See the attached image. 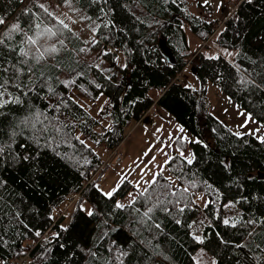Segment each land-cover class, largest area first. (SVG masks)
Wrapping results in <instances>:
<instances>
[{"label": "trees", "instance_id": "obj_1", "mask_svg": "<svg viewBox=\"0 0 264 264\" xmlns=\"http://www.w3.org/2000/svg\"><path fill=\"white\" fill-rule=\"evenodd\" d=\"M52 3L93 18L92 40L65 28ZM198 3L194 13L185 0H0L2 264H198L200 246L213 264H264V142L222 122L207 97L215 83L264 125V0H242L224 20ZM187 64L198 89L182 79ZM155 105L194 139L171 140L162 169L106 196L97 182L109 154Z\"/></svg>", "mask_w": 264, "mask_h": 264}, {"label": "rangeland", "instance_id": "obj_2", "mask_svg": "<svg viewBox=\"0 0 264 264\" xmlns=\"http://www.w3.org/2000/svg\"><path fill=\"white\" fill-rule=\"evenodd\" d=\"M242 0H185L189 10L198 13L200 11L199 3L211 8L212 12L221 20H224ZM54 13L65 22L75 33L79 34L84 40L91 41L93 38L92 27L96 26V22L84 11L70 14L67 11L61 10L57 4H50ZM61 10V11H60ZM62 12V14H60ZM190 44L193 48L198 46V37L191 31H188ZM101 52L98 51L94 55L96 59ZM90 59H93L90 55ZM101 62L105 64L102 58ZM119 65H125L124 55L118 50L116 57ZM182 79L193 89L200 87V81L190 64L182 71ZM207 97L209 100V108L212 113L220 118L222 122L229 125L235 132H252L258 134L260 137L264 136V125L257 119L252 117L241 105L233 100L227 93H225L218 85L209 82L207 86ZM249 115L251 119H249ZM192 140L194 136L178 123L174 116L159 105L153 107L152 113L143 122H137L128 132L126 138L117 147L116 152L120 154L122 160L120 162L114 159L107 162L106 167L102 171L97 185L106 193L112 192L118 184L127 178L137 175L136 180L145 174L147 177L151 175L152 171L162 169L164 163L169 158L171 150V140L173 139ZM97 152L103 153L100 148H96ZM113 157V156H112ZM189 159L192 155L189 154ZM106 159V158H105ZM153 174L150 176L152 177ZM142 181V179H141ZM134 189L130 192V198L133 197ZM209 196V195H208ZM210 197V196H209ZM208 199L203 193L197 194V200L200 205H203L204 200ZM212 201L214 198L210 197ZM216 205H218V198L215 197ZM228 204L225 205V207ZM235 208L234 205L230 204ZM229 214H226V218ZM209 222L206 215L201 214L197 223L194 226L196 237L199 241L204 239L203 228ZM194 258L198 264H213L212 255L200 246L194 254ZM1 264V261H0Z\"/></svg>", "mask_w": 264, "mask_h": 264}, {"label": "snow or ice", "instance_id": "obj_3", "mask_svg": "<svg viewBox=\"0 0 264 264\" xmlns=\"http://www.w3.org/2000/svg\"><path fill=\"white\" fill-rule=\"evenodd\" d=\"M40 7L43 8L44 6H43V5H40ZM2 23H4V20H3L2 18H0V24H2ZM60 23L63 24V21H60ZM63 26H64L65 28L68 27V25H66V24H63ZM18 27H19L18 25H12V28H13V29H17ZM29 39H30V42H31V43H35L34 40H31V38H29ZM0 42H2V41H0ZM5 83H7V81H5ZM3 88H4V85H3V84H0V89H3ZM3 94H4L3 91H0V97H3ZM8 102H9V101H2V102H0V107H2L4 103H8ZM15 102H19L18 99H17ZM249 119H251V116H250V115H249ZM259 139L261 140V142H264V137H260ZM0 151H2V149H0ZM25 159H27V157H25ZM188 163H189V164L192 163V160L189 159V160H188ZM153 182H155V181H153ZM116 190H117V189H113L112 192L105 193V195L108 196V197H111V196L113 195V193H114ZM116 207L121 208V207H124V205H122V204H120L119 202H117ZM181 211H183V209H181ZM89 215H92V213L89 212ZM224 223L227 224L228 221L225 220ZM157 227H158V226H157ZM36 235L39 236L40 233H39V232H36ZM57 235H58V234H57ZM197 239H199V237H197ZM122 255H123V253H122Z\"/></svg>", "mask_w": 264, "mask_h": 264}, {"label": "bare ground", "instance_id": "obj_4", "mask_svg": "<svg viewBox=\"0 0 264 264\" xmlns=\"http://www.w3.org/2000/svg\"><path fill=\"white\" fill-rule=\"evenodd\" d=\"M137 9V8H136ZM135 10V9H134ZM33 22V21H32ZM53 22V21H52ZM31 23V22H30ZM11 24V23H10ZM42 24V23H41ZM53 24V23H52ZM29 26V25H28ZM32 26V25H31ZM39 26V25H38ZM45 28V27H44ZM33 29V28H32ZM32 29H30V30H32ZM36 29V28H35ZM37 30H39V29H37ZM40 31V30H39ZM40 34H41V32H40ZM36 35H34V37H35ZM31 37H33V36H31ZM81 42V41H80ZM45 50H47V49H45ZM80 53H81V51H80ZM51 60V59H50ZM19 67V66H18ZM21 67V66H20ZM17 68V67H16ZM20 69V68H19ZM18 75H19V73H18ZM233 75V74H232ZM231 77V76H230ZM237 77V76H236ZM176 78V77H175ZM255 78V77H254ZM19 79V78H18ZM230 79V78H229ZM239 79V78H238ZM175 80V79H174ZM264 80V79H263ZM258 81V80H257ZM13 82V81H12ZM20 82V81H19ZM241 82V81H240ZM261 82V81H260ZM12 85V84H11ZM22 85H23V83H22ZM9 86V85H8ZM14 86V85H13ZM17 86V85H16ZM251 86V85H250ZM25 86H23L22 88H24ZM249 87V86H248ZM16 88V87H15ZM14 88V89H15ZM249 89V88H248ZM251 90V89H250ZM250 90H249V92H250ZM21 91V90H20ZM248 91V90H247ZM245 94H247V93H245ZM243 95V94H242ZM249 95V94H248ZM248 98V97H247ZM243 99H244V97H243ZM254 114V113H253ZM8 121H9V119H7ZM16 121V120H15ZM14 122V121H13ZM216 123V122H215ZM7 124V123H6ZM13 124V123H12ZM216 125V124H215ZM7 126H8V124H7ZM10 126V125H9ZM5 129V128H4ZM227 129V128H226ZM224 131V130H223ZM226 132V131H225ZM215 135V134H214ZM234 135V134H233ZM174 159V158H173ZM229 159V158H228ZM184 161V160H183ZM171 162V161H170ZM183 164V163H182ZM170 166H171V164H170ZM183 171V170H182ZM175 172V171H174ZM176 173V172H175ZM181 173V172H180ZM184 175V174H183ZM186 175V174H185ZM184 175V176H185ZM183 176V177H184ZM187 176V175H186ZM196 176V175H195ZM181 177V176H180ZM188 177V176H187ZM193 177V176H192ZM193 178H195V177H193ZM193 178H190V179H193ZM184 179H185V177H184ZM187 179V178H186ZM188 179H189V177H188ZM201 179V178H200ZM199 181V180H198ZM201 181V180H200ZM199 181V182H200ZM203 183V182H202ZM181 184V183H180ZM201 185V184H200ZM198 187V186H197ZM203 187V186H202ZM207 188V187H206ZM208 188H210V186L208 185ZM185 191V190H184ZM194 193V192H193ZM195 194H196V192H195ZM211 195H212V193H210ZM189 196V195H188ZM214 197V196H213ZM184 198H186V197H184ZM188 198V197H187ZM190 199H191V197H190ZM197 199V198H196ZM188 200V199H187ZM188 203V202H187ZM190 203V202H189ZM188 203V204H189ZM201 203V202H200ZM242 204H243V202H241ZM246 203V202H245ZM195 205V204H194ZM223 208V207H222ZM206 209V208H205ZM208 210V209H207ZM213 215V214H212ZM252 216V215H251ZM209 217H211V216H209ZM249 218V217H248ZM219 219V218H218ZM255 219V218H254ZM113 221V220H112ZM219 222V221H218ZM243 222H240V224L239 225H241ZM110 224V223H109ZM246 224V223H245ZM168 225H169V223H168ZM249 226V225H248ZM105 228H107V227H105ZM146 228V227H145ZM167 228V227H166ZM247 228V227H246ZM242 229V228H241ZM248 229V228H247ZM168 231V230H167ZM170 231V230H169ZM243 231H245V230H243ZM160 232V231H159ZM171 232V231H170ZM238 232V231H237ZM172 233V232H171ZM102 234V233H101ZM159 234V233H158ZM244 234V233H243ZM106 235V234H105ZM175 235V234H174ZM240 235V234H239ZM170 236V235H169ZM251 237V236H250ZM167 238V237H166ZM247 238V237H246ZM246 238L244 239V240H246ZM160 239V238H159ZM159 239H157V240H159ZM249 239V238H248ZM249 241V240H248ZM150 242H151V240H150ZM150 242H149V246H150ZM162 242V241H161ZM250 242V241H249ZM147 243H148V241H147ZM151 243H154L153 242V240H152V242ZM164 245V244H163ZM11 246V245H10ZM148 246V245H147ZM13 247V246H12ZM161 247V246H160ZM14 249V248H13ZM152 250H153V248H151ZM141 252H143V251H141ZM86 253V252H85ZM100 255H102V254H100ZM90 256V255H89ZM186 258V257H185ZM92 259H93V257H92ZM88 261V260H87ZM94 261H96V260H94ZM98 261V260H97ZM153 261V260H152ZM21 262H22V260H21ZM90 262V261H89ZM155 262H156V260H155ZM158 262V261H157ZM24 263V262H23ZM131 263V262H130ZM19 264H21V263H19ZM89 264V263H88ZM100 264V263H99ZM105 264V263H104ZM108 264H109V262H108ZM113 264V263H112ZM121 264V263H120ZM128 264V263H127ZM152 264V263H151ZM186 264V263H185Z\"/></svg>", "mask_w": 264, "mask_h": 264}, {"label": "water", "instance_id": "obj_5", "mask_svg": "<svg viewBox=\"0 0 264 264\" xmlns=\"http://www.w3.org/2000/svg\"><path fill=\"white\" fill-rule=\"evenodd\" d=\"M158 46L161 49V51L163 52V54L169 60L172 61L174 56H175V52H174V49L167 44V40L165 38H160L158 41Z\"/></svg>", "mask_w": 264, "mask_h": 264}, {"label": "built area", "instance_id": "obj_6", "mask_svg": "<svg viewBox=\"0 0 264 264\" xmlns=\"http://www.w3.org/2000/svg\"><path fill=\"white\" fill-rule=\"evenodd\" d=\"M117 159H120L119 157Z\"/></svg>", "mask_w": 264, "mask_h": 264}, {"label": "crops", "instance_id": "obj_7", "mask_svg": "<svg viewBox=\"0 0 264 264\" xmlns=\"http://www.w3.org/2000/svg\"><path fill=\"white\" fill-rule=\"evenodd\" d=\"M1 264H2V261H1Z\"/></svg>", "mask_w": 264, "mask_h": 264}]
</instances>
